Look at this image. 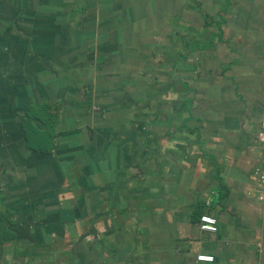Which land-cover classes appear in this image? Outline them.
<instances>
[{
	"label": "crops",
	"instance_id": "0c3cea01",
	"mask_svg": "<svg viewBox=\"0 0 264 264\" xmlns=\"http://www.w3.org/2000/svg\"><path fill=\"white\" fill-rule=\"evenodd\" d=\"M32 1L0 0V207L16 235L0 264H264V0H198V35L181 24L168 78L151 87L137 84L152 76L138 61L121 70L123 49L91 40L109 28L102 8L46 0L37 14ZM144 22L133 7L132 32ZM43 105L56 116L51 151L26 131ZM200 210L217 234L201 230ZM74 237L80 247L58 246Z\"/></svg>",
	"mask_w": 264,
	"mask_h": 264
},
{
	"label": "rangeland",
	"instance_id": "374dc122",
	"mask_svg": "<svg viewBox=\"0 0 264 264\" xmlns=\"http://www.w3.org/2000/svg\"><path fill=\"white\" fill-rule=\"evenodd\" d=\"M46 0H33V6L37 9L41 8L37 14H39L40 11H42V7L44 6L43 3ZM62 6H69L70 0H57ZM89 2V6L95 7L94 9H100L104 10L105 16L108 15V20H106L109 23V28H99L97 32L95 33V38H91V40L96 44L105 43L107 46H112L113 44L118 47H120V50L123 52H120V59L126 62H130L129 65H125V69H121L122 71H128L132 72L134 71V65L132 66V62L138 61V67L137 71L142 70L149 71L152 73V76H150V80L140 79L137 81V84L140 86H148L151 83L155 82V84H158L160 82L159 79H162V77H167V73L171 71V62L175 61V57L171 56V54L175 53V45H176V30L178 28H181V24L183 23L186 28V31H188L190 34H196L197 31H194V28H192L194 25L200 23L202 19H200V13L201 9L198 7V0H87ZM205 1V0H203ZM27 2L26 7H28ZM182 2H185L184 5V19L183 15H181L180 12H182L183 8ZM15 8L16 4H9L8 7ZM206 10L205 12L213 13L209 6L205 4ZM135 7L140 11V15H143L145 22L143 24V30H136V34H134V31L132 32L131 26H132V8ZM113 10H115L114 13ZM179 10V12H178ZM117 11V12H116ZM29 10H24L23 15L20 16V19L24 20V22L19 20V26L22 31L21 33L31 32L28 31L33 25L30 21H28ZM100 13V12H99ZM111 13V14H110ZM100 15H97V18L99 19ZM101 17V16H100ZM28 19V20H26ZM208 21H210L208 17ZM119 23V26H118ZM114 26L112 27V25ZM117 24V25H116ZM162 26V28L159 30V27ZM182 31V28H181ZM142 32V33H139ZM133 36H139L141 37L140 41L135 40L132 38ZM102 35V37H101ZM192 35V34H191ZM198 35V33H197ZM28 36V35H26ZM93 44V43H91ZM167 49V53H166ZM94 53L96 55H100L98 51L94 50ZM59 54L61 56L64 55L63 50H59ZM108 56V53H106ZM111 55V54H110ZM94 59H96V56H94ZM171 61V62H170ZM108 66V65H107ZM141 68V69H140ZM104 69H106V65H104ZM97 70V66L94 67L92 70L93 73H95ZM91 72H89L90 74ZM176 72L174 71V75ZM84 76V75H83ZM162 76V77H161ZM86 77V76H84ZM168 78V77H167ZM65 80V78H61L60 81ZM83 80H86V78H83ZM174 83H176V80L173 78ZM147 89V93H142L141 95H138L139 98L142 99V101H148V98L150 97L149 88ZM155 87V86H154ZM152 90V89H150ZM110 102V101H108ZM106 106V105H104ZM154 112V109L151 108ZM93 112L101 113L103 116H107L109 111L104 107L98 108L95 104L92 105ZM155 114H152L154 117ZM150 117V116H149ZM5 161L2 159V156H0V168L1 170L6 166ZM8 167V164L6 168ZM12 167V165H11ZM12 170H10L11 172ZM1 174V172H0ZM77 198V195L75 193V199ZM213 205V204H212ZM211 205V206H212ZM210 207V206H209ZM76 237H74V240H68V241H60L58 243V246L60 248L65 249H71L72 247H80V245L84 242V238L75 240ZM85 238V242H86ZM89 244H95L97 242L96 238L94 237H88ZM40 252V250H38Z\"/></svg>",
	"mask_w": 264,
	"mask_h": 264
},
{
	"label": "trees",
	"instance_id": "16d2710c",
	"mask_svg": "<svg viewBox=\"0 0 264 264\" xmlns=\"http://www.w3.org/2000/svg\"><path fill=\"white\" fill-rule=\"evenodd\" d=\"M49 107L46 106H33L27 121H26V131L28 134L29 139V146L31 148L39 149V150H49L51 151L55 145L54 141V127L56 122V116L49 112ZM40 118L44 120L48 124L47 131H41L39 127L36 125V120ZM53 121L52 124L50 122ZM35 132L36 134L45 135V139L41 140V146L37 145L36 142L32 139V133ZM50 143L49 146H47ZM47 144V145H46ZM11 211L2 209L0 207V242L5 243L16 238L14 232L10 229V225L13 223L11 219ZM199 219L203 216V212L200 210L198 213Z\"/></svg>",
	"mask_w": 264,
	"mask_h": 264
},
{
	"label": "built area",
	"instance_id": "2783aa9c",
	"mask_svg": "<svg viewBox=\"0 0 264 264\" xmlns=\"http://www.w3.org/2000/svg\"><path fill=\"white\" fill-rule=\"evenodd\" d=\"M258 140L264 147V121L261 124V128L258 134ZM256 174L262 183L263 195L261 197V200L264 201V162H263V166L256 170ZM218 223L219 222L216 217L209 214H204L200 219V228L203 232H207L210 234H217L220 230ZM197 260L199 262H204V263H213L215 262V257L210 254H200L197 257Z\"/></svg>",
	"mask_w": 264,
	"mask_h": 264
}]
</instances>
